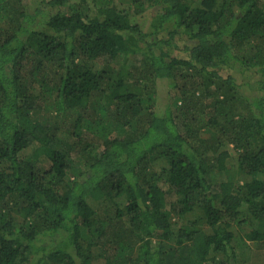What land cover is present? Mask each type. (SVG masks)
Here are the masks:
<instances>
[{
  "label": "trees",
  "instance_id": "1",
  "mask_svg": "<svg viewBox=\"0 0 264 264\" xmlns=\"http://www.w3.org/2000/svg\"><path fill=\"white\" fill-rule=\"evenodd\" d=\"M248 242L264 0H0V264H264Z\"/></svg>",
  "mask_w": 264,
  "mask_h": 264
},
{
  "label": "rangeland",
  "instance_id": "2",
  "mask_svg": "<svg viewBox=\"0 0 264 264\" xmlns=\"http://www.w3.org/2000/svg\"><path fill=\"white\" fill-rule=\"evenodd\" d=\"M26 1H28V2H34V0H26ZM149 19H151V17H147V15H145V16H141L140 18H139V22H141V24H145L146 26H148L147 25V22H148V20ZM144 26V25H143ZM223 72H224V74H227L228 72H227V70H223ZM232 74L235 76V77H237L238 78V81H239V83H241V84H245V82H247V80L246 79H243V80H241V78L239 77V74L237 73V72H232ZM166 90V88L165 87H163V90ZM162 90V91H163ZM167 91V90H166ZM173 93H175V91L173 92ZM173 96V95H172ZM232 154L235 156V153H234V151H232ZM233 159V158H232ZM234 160V159H233ZM232 162V161H231ZM230 165V164H229ZM231 167H233V165L231 164L230 165ZM225 176V175H224ZM224 176L221 174V173H219V174H216V178H217V180L218 181H220V180H223L224 179ZM91 201V200H90ZM93 203V202H92ZM97 205V203L94 205V206H96ZM103 209H105V205H103ZM247 247V249H249V250H254V251H256L257 253H259V252H261L262 253V256H260V255H256V259L257 260H255V261H252V263H254V262H258V263H261V261H264V246H257V245H255L254 243H252V242H248V245L246 246ZM96 264H102V262H97Z\"/></svg>",
  "mask_w": 264,
  "mask_h": 264
}]
</instances>
